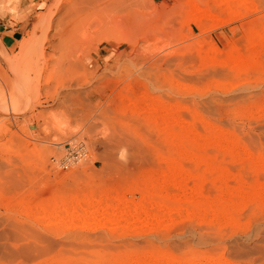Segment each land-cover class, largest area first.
<instances>
[{"label":"rangeland","instance_id":"obj_1","mask_svg":"<svg viewBox=\"0 0 264 264\" xmlns=\"http://www.w3.org/2000/svg\"><path fill=\"white\" fill-rule=\"evenodd\" d=\"M104 1L0 0V264H264V0Z\"/></svg>","mask_w":264,"mask_h":264},{"label":"bare ground","instance_id":"obj_2","mask_svg":"<svg viewBox=\"0 0 264 264\" xmlns=\"http://www.w3.org/2000/svg\"><path fill=\"white\" fill-rule=\"evenodd\" d=\"M105 1H108V0H105ZM105 1L104 2H102V4L103 3H105ZM111 1V0H110ZM110 1H108V3L110 2ZM121 0H113V1H111L110 3L111 4H113L110 8H109V5L108 6H106V7H103V5H97V7H96V12L98 11V13H100V14H102L103 16H105V19L107 18V16L109 17V18H117V17H119L118 16V14L117 13H119V12H121L122 10H125V9H127L128 8V6L127 5H125V4H123V2H120ZM113 2V3H112ZM108 3H106V4H108ZM101 4V3H100ZM52 5V4H51ZM54 5V4H53ZM50 9V8H49ZM51 11V10H50ZM52 13H53V11L52 12H48L47 11V13H45L44 15H42L41 16V18L39 19V21H38V23L36 24V26H35V28H34V31H33V33H32V35H31V37H33V36H35V35H37L36 33L37 32H39L40 31V29H41V27L43 26V25H45L46 24V28L48 29L49 27H50V25H51V16H52ZM99 14V15H100ZM111 14V15H110ZM115 14H117V15H115ZM98 15V16H99ZM102 15H100V17H102ZM113 19V20H114ZM101 20V19H100ZM121 21V18L119 17V18H117V21ZM81 21V20H80ZM103 22V21H102ZM106 22V21H105ZM114 23H117V22H114ZM119 24V23H118ZM55 46V45H54ZM52 47V46H51ZM57 47V46H56ZM55 49V48H54ZM61 54L63 55V53L61 52ZM150 57V56H149ZM0 59H1V57H0ZM5 59L7 60V65L11 68V69H9L10 70V72H11V76H8V79H9V81H11V82H14V84L17 86V89L19 90V91H21V89L23 88V86L25 85V80H23L22 78H21V75L18 73V71H17V69L14 67L13 68V65H15L12 61L13 60H11L10 58H9V56L8 57H5ZM1 61V63L3 62V59H1L0 60ZM1 63H0V65H1ZM1 67V66H0ZM73 68V67H72ZM85 68V67H84ZM86 68H88L87 66H86ZM1 70V69H0ZM90 70V69H89ZM88 70V71H89ZM76 71V70H75ZM78 71V70H77ZM68 72V71H67ZM84 72H86L87 73V71H86V69L84 70ZM90 72V71H89ZM80 74V73H79ZM74 76V75H73ZM77 76V75H76ZM75 76V77H76ZM80 76H82L81 74L79 75V77ZM78 77V78H79ZM84 77V76H83ZM72 78V77H71ZM74 78V77H73ZM77 78V82H80V81H78L79 79ZM84 78H86V77H84ZM67 80H69V81H71L70 79H67ZM81 80V79H80ZM67 85H69V82L66 84V86ZM26 86V85H25ZM68 88V87H67ZM15 89V88H14ZM54 93H57V92H54ZM52 95V94H51ZM2 101H0V104H2V103H4V102H2ZM22 104H23V102H17V104H13V103H11V105H10V111L11 112H14V111H16V110H18V109H20L21 108V106H22ZM5 105V104H4ZM163 125H166V124H163ZM167 125H168V123H167ZM166 125V126H167ZM169 126V125H168ZM164 127L163 128V131H164V129H165V133H166V135H174V134H172V132H174V126H172V127ZM172 137V136H171ZM171 166V165H170ZM173 166V165H172ZM171 166V167H172ZM170 167V168H171ZM171 170H173V169H171ZM170 170V171H171ZM172 172V171H171ZM170 173V172H169ZM173 173V172H172ZM171 173V174H172ZM175 175V174H174ZM173 175V176H174ZM171 176V175H170ZM177 176V175H176ZM162 177V176H161ZM178 178V177H177ZM172 179V178H171ZM162 180V179H161ZM170 182H171V180H170ZM172 184V183H171ZM179 184V183H178ZM170 186H172V185H170V183L168 182V180L166 181L165 180V177H164V179L162 180V181H159V182H156V184L154 185V186H152V187H150V188H147V187H145L144 189H143V194H142V196H146V195H149V193L153 190V191H155V189H157V190H161V189H169V188H171ZM178 188H179V186H178ZM171 192H172V190L171 189H169ZM168 190V191H169ZM179 190V189H178ZM181 190H182V188H181ZM163 191V190H162ZM167 191V193L165 192V195H164V198H167V199H171L172 198V193H170V191L168 192ZM154 193V192H153ZM148 197V196H147ZM151 197V196H150ZM154 196H153V199H149L150 201H151V204H152V202L156 205V207H154V209L153 208H151V209H153V212L152 211H150V212H147V211H145V209H143V208H141V207H139V206H130V208L129 209H127V210H125L126 211V213L127 212H130V213H133V214H135V213H138L139 215H145L146 217H150L151 219H153V220H155L156 218H157V215L158 214H163V215H165L166 214V216H168V217H173V216H175L176 214H178V213H181V212H183V213H185L186 215H190L191 214V209H193L192 207H194L193 205L191 206V209H190V207L188 208V207H185L184 206V204L182 205L180 202H178V201H176L175 203H173L172 204V201H170L171 202V204L169 203V204H159V202H158V199L160 200V198H158V199H156L155 201H154ZM192 198V197H191ZM163 199V198H162ZM114 200V199H113ZM118 200V199H117ZM187 201H189V202H192V200H190L189 199V197H188V199H186ZM182 201V200H181ZM149 202V201H148ZM195 203V202H194ZM201 205H202V203H201ZM200 206V205H199ZM196 208V207H195ZM193 211V210H192ZM40 213H42L43 214V217H48V216H50V214L49 213H47V212H40ZM72 215V214H71ZM54 217H49V220L50 221H52V220H55V219H53ZM77 218H79V216H77ZM55 222V221H54ZM54 222H52V223H54ZM57 222V221H56ZM55 222V223H56ZM102 226V224H100L99 222H95V224H93L92 223V228L93 229H95V228H99V227H101ZM104 226V225H103ZM96 230V229H95ZM41 238H42V236H41ZM43 248V247H42ZM37 249V248H36Z\"/></svg>","mask_w":264,"mask_h":264},{"label":"crops","instance_id":"obj_3","mask_svg":"<svg viewBox=\"0 0 264 264\" xmlns=\"http://www.w3.org/2000/svg\"><path fill=\"white\" fill-rule=\"evenodd\" d=\"M30 20V17L19 22H14L10 20L9 17L3 20L0 24V26H3V32L1 35L3 44L6 46H11L16 40L20 39V37L23 35L25 27L29 24Z\"/></svg>","mask_w":264,"mask_h":264},{"label":"built area","instance_id":"obj_4","mask_svg":"<svg viewBox=\"0 0 264 264\" xmlns=\"http://www.w3.org/2000/svg\"><path fill=\"white\" fill-rule=\"evenodd\" d=\"M88 155L85 143L82 141H69L65 145V153L60 157L59 164L68 167L82 160Z\"/></svg>","mask_w":264,"mask_h":264}]
</instances>
